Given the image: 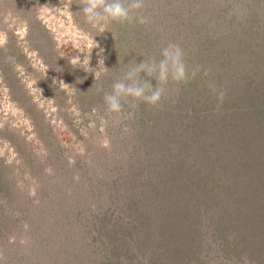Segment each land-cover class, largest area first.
<instances>
[{
  "label": "rangeland",
  "instance_id": "rangeland-1",
  "mask_svg": "<svg viewBox=\"0 0 264 264\" xmlns=\"http://www.w3.org/2000/svg\"><path fill=\"white\" fill-rule=\"evenodd\" d=\"M81 7V0H0V264H174L155 224H140L141 205L123 206V191L134 179L144 182L134 175L147 163L136 135L149 121L166 128L168 107L187 108L180 95L198 94L197 111L216 109L208 79L225 90L223 102L245 86L263 107L264 0H145L140 14L147 24L113 22L103 32L86 22ZM168 44L183 49L190 69L203 66L210 75L169 82L156 106L125 104L108 114L104 94L126 66L159 58ZM76 56H89L90 71L71 65ZM240 99L232 103L236 111L221 112L225 104L218 117L232 119L235 133L264 158V109ZM177 205L182 228L198 206L183 199ZM246 214L238 221L249 244L239 241L238 228L219 232L241 242L231 254L210 242L219 235L213 219H199L194 246L201 264H264V220L253 238Z\"/></svg>",
  "mask_w": 264,
  "mask_h": 264
},
{
  "label": "trees",
  "instance_id": "trees-1",
  "mask_svg": "<svg viewBox=\"0 0 264 264\" xmlns=\"http://www.w3.org/2000/svg\"><path fill=\"white\" fill-rule=\"evenodd\" d=\"M243 88L238 95L229 93L219 108L211 107L206 113L194 107L199 103L198 94L180 95V101H187V108L180 109L176 105L179 103L168 107L163 113L170 122L166 128L160 121H149L136 135L146 156L141 161L148 164L139 174H134L144 182L137 183L132 177L133 184L123 191V206L127 210L141 205L140 224L150 223L152 227L155 224L159 242L165 241L164 244L172 247L169 249L173 252L174 264H182L183 259L201 264L194 245L200 239L197 237L201 234L199 219L203 216L213 219L214 234L226 227L230 228L228 233L236 232L238 228L241 231L239 241L244 246L249 244L246 241L249 234L238 221L241 213L247 216L246 212H249L252 216L253 238L257 236L259 221L264 220V158H260V148L253 141L244 139V135L235 133L232 119L224 118L222 113L218 117L222 105L226 104L223 113L226 109L236 111V105L232 103L240 98H249L248 102L254 101L256 109H264V101L263 107H259L261 97L255 96L250 87ZM216 116L218 121L210 126L209 118ZM242 127L237 125L238 129ZM149 163L153 164L151 168ZM179 199L188 206L191 202L198 206L196 219H191L182 228L175 223L181 218L177 209ZM210 242L221 252L227 250V254L233 253L236 244H241L220 233ZM262 248L264 250V244Z\"/></svg>",
  "mask_w": 264,
  "mask_h": 264
},
{
  "label": "clouds",
  "instance_id": "clouds-1",
  "mask_svg": "<svg viewBox=\"0 0 264 264\" xmlns=\"http://www.w3.org/2000/svg\"><path fill=\"white\" fill-rule=\"evenodd\" d=\"M144 3L145 0H81L80 12L83 13L87 23L103 32L113 22L147 24L148 18L140 14ZM70 63L84 70L87 64V70L90 71L89 56H85L83 62L79 56H76L70 60ZM100 63H103V59ZM126 67L128 70L123 77L116 79L111 85V91L104 94L103 99L108 114L121 113L125 104L132 108L138 107L140 102L156 106L164 96L165 85L169 82L185 83L198 74L208 77L211 72L210 69L199 65L190 69L185 62L183 49L177 44L164 46L159 58L152 57L139 64L133 60ZM142 73L154 78L157 82L156 86L153 87L150 80L143 79ZM206 83L217 99V108H219L225 98V90L214 80L208 79ZM60 85L68 87L63 82H60Z\"/></svg>",
  "mask_w": 264,
  "mask_h": 264
}]
</instances>
